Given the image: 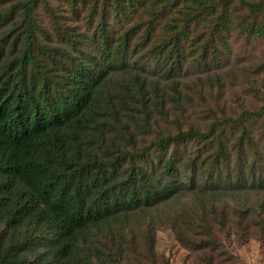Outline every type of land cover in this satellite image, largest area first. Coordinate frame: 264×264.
Returning <instances> with one entry per match:
<instances>
[{
	"label": "trees",
	"instance_id": "1",
	"mask_svg": "<svg viewBox=\"0 0 264 264\" xmlns=\"http://www.w3.org/2000/svg\"><path fill=\"white\" fill-rule=\"evenodd\" d=\"M42 1L18 2L0 15L4 21L21 12L20 23L12 19L18 27L0 31V264H126L134 224L153 228L160 208L184 193L212 205L204 214L211 226L199 225L205 237L224 228L217 209L223 201L227 206L241 196L242 219L253 205L264 213V103L206 132L161 137L135 155L116 135L122 117L138 126V107L145 117L159 112L169 98L166 85L178 94L181 39L190 26L208 11L214 16L199 62L218 63L222 33L244 21L235 22L233 12L256 16L264 0H150L158 12L147 19L136 12L144 0H65L75 19L77 11L89 25L96 19L86 47L69 26L57 28L60 42H36L30 13ZM175 10L185 13L180 28L158 42L157 21ZM20 28L25 44L18 51L12 33ZM258 118L256 140L248 125ZM222 130L239 133L235 151L240 157L248 149L251 162L233 165L237 155L219 138ZM186 141L203 142V149H190L192 157L178 164L179 143ZM171 145L176 149L169 153ZM252 223L264 235V217Z\"/></svg>",
	"mask_w": 264,
	"mask_h": 264
},
{
	"label": "rangeland",
	"instance_id": "2",
	"mask_svg": "<svg viewBox=\"0 0 264 264\" xmlns=\"http://www.w3.org/2000/svg\"><path fill=\"white\" fill-rule=\"evenodd\" d=\"M27 0H3L0 2V15L9 11L11 6ZM71 6V5H70ZM65 0H43L30 15L34 21L31 34L37 43L53 44L60 42L61 30L66 26L74 31V37L83 40L82 47H86V39L93 31L96 19L89 25L80 11L79 19H75L71 7ZM92 6H87V13ZM157 7V6H156ZM150 0L136 8L139 17L148 18L155 15L158 9ZM71 8V9H70ZM131 8L126 7L129 12ZM20 11H16L13 20L20 23ZM210 14V12L208 11ZM207 14L201 23L190 26L181 39V52L183 57V78L179 81L178 94L168 84L164 88L169 97L163 107L158 110L151 109L145 117L138 107V114H134L138 126L133 120L122 117L118 123L116 135L119 142L131 155L145 148L150 142L167 135H174L177 131L195 129L206 132L210 126L226 118H234L240 111H253L264 103V8L256 16L250 17L245 10L233 12L235 22L240 21L242 27L232 25L229 31L222 33L224 44L216 43L215 56L218 63L199 62L204 53L202 47L207 35V28L213 15ZM82 15V16H81ZM185 13L182 11H165L155 26V37L158 42L180 28ZM135 17V14H134ZM12 19L0 21V31L13 30L18 27ZM254 25L253 31L247 29L249 23ZM116 25V24H115ZM22 28L12 33V39L17 41L16 49L24 47L25 37ZM208 59L210 55L208 54ZM151 79V77H149ZM171 98H174L171 100ZM154 97L152 98V100ZM248 126L254 138L258 135V125L262 119H256ZM128 128H127V127ZM239 133L222 130L220 139L229 149V153L237 155L235 149ZM256 139V138H255ZM257 140V139H256ZM203 142L186 141L179 143L177 162L182 161L190 154V149H203ZM175 145L169 147V153L174 152ZM208 152V151H207ZM157 156L158 152L150 151ZM203 155L205 154L202 151ZM176 157V156H175ZM253 160L248 149L233 162L238 167L244 166ZM241 196L233 197L227 202L217 204L219 221H224L222 230L212 228V236L205 237L199 230L203 220L208 221L205 213H209L212 205L202 203L191 193L180 195L174 202L162 206L161 217L152 221L153 228L144 224H134L132 234L135 236L134 245L126 249V264H264V235H259L252 223L258 217H264L261 210L252 206L249 216L242 219V211L246 204ZM251 216V217H250ZM208 218V217H207ZM247 219V220H246ZM156 220V221H155ZM227 222V223H226ZM215 228V225H212ZM128 237V239L132 236ZM185 239V240H183ZM186 240L198 243L204 240L200 247L186 245ZM148 243L150 248L148 249Z\"/></svg>",
	"mask_w": 264,
	"mask_h": 264
}]
</instances>
